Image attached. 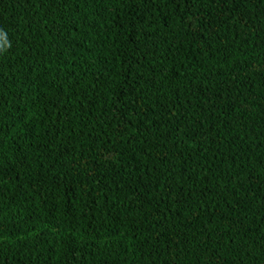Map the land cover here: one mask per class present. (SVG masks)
I'll list each match as a JSON object with an SVG mask.
<instances>
[{"label":"trees","instance_id":"trees-1","mask_svg":"<svg viewBox=\"0 0 264 264\" xmlns=\"http://www.w3.org/2000/svg\"><path fill=\"white\" fill-rule=\"evenodd\" d=\"M0 264H264V0H0Z\"/></svg>","mask_w":264,"mask_h":264},{"label":"clouds","instance_id":"clouds-1","mask_svg":"<svg viewBox=\"0 0 264 264\" xmlns=\"http://www.w3.org/2000/svg\"><path fill=\"white\" fill-rule=\"evenodd\" d=\"M10 45L5 44L4 46L0 47V52L6 51L7 47H9Z\"/></svg>","mask_w":264,"mask_h":264}]
</instances>
